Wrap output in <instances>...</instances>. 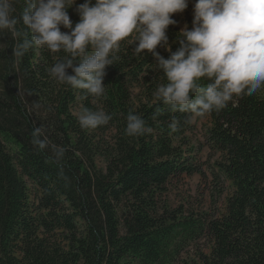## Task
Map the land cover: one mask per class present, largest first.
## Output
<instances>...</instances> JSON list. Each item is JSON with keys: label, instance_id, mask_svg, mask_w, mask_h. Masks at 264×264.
<instances>
[{"label": "trees", "instance_id": "trees-1", "mask_svg": "<svg viewBox=\"0 0 264 264\" xmlns=\"http://www.w3.org/2000/svg\"><path fill=\"white\" fill-rule=\"evenodd\" d=\"M83 2L68 9L73 26ZM15 6L18 13L19 0ZM178 33L167 29L172 51ZM13 42L0 35V264H177L201 241L208 252L193 264H264V89L207 117L209 141L223 159L218 170L230 185L223 211L171 208L168 186L200 167L185 148L190 124L170 133L173 113L153 102L162 75L153 57L122 42L106 69V94L94 104L49 77L62 53L32 50L17 61ZM82 103L112 120L81 130L74 112ZM130 111L152 132L126 136ZM34 126L50 141L42 153L30 143ZM51 145L67 149L63 175Z\"/></svg>", "mask_w": 264, "mask_h": 264}, {"label": "clouds", "instance_id": "clouds-1", "mask_svg": "<svg viewBox=\"0 0 264 264\" xmlns=\"http://www.w3.org/2000/svg\"><path fill=\"white\" fill-rule=\"evenodd\" d=\"M19 2L22 7L17 13V0H0V35H11L12 56L19 61L32 50L62 53L55 56L48 75L76 90L81 101L92 98L95 104L105 96L106 69L119 59L122 42L133 46L138 56L150 54L162 74L153 102L173 113L170 133H176L182 123L219 113L234 99L264 89V0H195L191 28L187 24L181 28L173 41L178 45L175 51L167 29L177 23L173 15L183 13L189 0H84L74 9L79 17L74 26L68 9L77 0ZM175 113L184 114L183 121ZM74 115L84 131L108 125L113 118L83 103ZM125 119L128 137L152 132L139 114L130 111ZM30 135L38 153L49 148L42 127L34 126ZM51 149L50 159L63 175L67 149L59 145Z\"/></svg>", "mask_w": 264, "mask_h": 264}, {"label": "rangeland", "instance_id": "rangeland-1", "mask_svg": "<svg viewBox=\"0 0 264 264\" xmlns=\"http://www.w3.org/2000/svg\"><path fill=\"white\" fill-rule=\"evenodd\" d=\"M189 5L183 13L174 14L173 25L179 31L185 24L191 28L193 18V4ZM210 120L205 117L190 124V130L185 137V148L192 150L193 157L200 167V173L192 176H182L175 179L169 186L164 196V202L171 208L179 206L195 212H208L218 214L223 211L225 200L230 193V185L219 172L218 164L222 162V155L216 151L209 141ZM101 166V163H98ZM207 243L201 241L191 246L182 255L177 264H193L197 262L200 253H207Z\"/></svg>", "mask_w": 264, "mask_h": 264}]
</instances>
